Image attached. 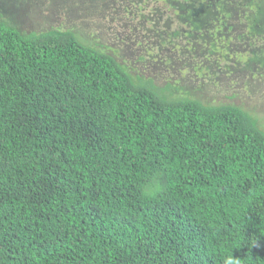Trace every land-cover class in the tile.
<instances>
[{
	"label": "trees",
	"instance_id": "obj_1",
	"mask_svg": "<svg viewBox=\"0 0 264 264\" xmlns=\"http://www.w3.org/2000/svg\"><path fill=\"white\" fill-rule=\"evenodd\" d=\"M176 91L1 19L0 264H264V125Z\"/></svg>",
	"mask_w": 264,
	"mask_h": 264
},
{
	"label": "rangeland",
	"instance_id": "obj_2",
	"mask_svg": "<svg viewBox=\"0 0 264 264\" xmlns=\"http://www.w3.org/2000/svg\"><path fill=\"white\" fill-rule=\"evenodd\" d=\"M20 31H72L133 75L264 125V0H0Z\"/></svg>",
	"mask_w": 264,
	"mask_h": 264
},
{
	"label": "clouds",
	"instance_id": "obj_3",
	"mask_svg": "<svg viewBox=\"0 0 264 264\" xmlns=\"http://www.w3.org/2000/svg\"><path fill=\"white\" fill-rule=\"evenodd\" d=\"M161 188L158 183L150 186H146L142 189V195L150 196L151 198H155V196L159 195ZM225 264H240L239 259L234 257H229L225 260Z\"/></svg>",
	"mask_w": 264,
	"mask_h": 264
}]
</instances>
